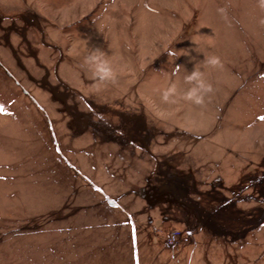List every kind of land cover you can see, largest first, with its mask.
Returning <instances> with one entry per match:
<instances>
[{"label":"rangeland","instance_id":"374dc122","mask_svg":"<svg viewBox=\"0 0 264 264\" xmlns=\"http://www.w3.org/2000/svg\"><path fill=\"white\" fill-rule=\"evenodd\" d=\"M261 19L258 0H0V264H171L196 174L218 188L215 156L245 140L259 145L230 181L258 190L253 245L225 264H264ZM95 47L118 73L101 91L82 67ZM185 52L224 65L202 69L216 89L203 107L154 98L169 78L183 87ZM143 76L144 96L123 95ZM202 151L206 165L187 162Z\"/></svg>","mask_w":264,"mask_h":264},{"label":"crops","instance_id":"0c3cea01","mask_svg":"<svg viewBox=\"0 0 264 264\" xmlns=\"http://www.w3.org/2000/svg\"><path fill=\"white\" fill-rule=\"evenodd\" d=\"M145 77L146 76L142 77L144 79L141 80V82H143L141 84H139L140 80L138 79L135 81L133 79L130 80L124 78V81L129 83V86H123V95H128L130 92H134L138 95V98L144 96L148 89L144 84L150 81L148 77ZM136 83H138L137 88L134 86ZM154 88V98L159 99L160 92L164 87L161 86L159 91L156 90V86H154ZM253 127L254 124H250L249 127L244 126L243 129L245 131L248 128L247 131L251 132L254 130ZM242 140L241 144L239 143L241 147L244 146V144L242 145ZM203 141L204 140H202L203 148L208 151L210 142L205 140L207 142L204 143ZM244 142L247 143L246 146L248 145V148L246 147L247 149L239 148L240 146H237L238 141H236V145L232 146L233 148H229L227 143H224V145L228 146L225 151L227 153L225 155L223 154V156H215L217 157V159H215V161L217 160L216 162H225V164H229L226 165V168L224 166L222 173L224 181L226 180L228 184H231L229 188L225 187V189H223L210 187L209 185L213 181H210L208 178L212 174L206 176L204 173L206 171L203 166H201L202 172L199 176L196 174L200 187L191 195L193 200H195L194 203L196 204L195 209L197 210V214L195 216V214L192 213L194 211L193 207L192 209L186 208L185 224L182 225V227L172 225L182 233V236L175 244L168 247L172 252V254H170L171 264H225L227 259H240L242 258L241 254H243L242 252L244 250L247 251V249H252V216L254 213H251L253 210H257L258 206L256 203L257 199H252L248 196L258 194V190L248 183L243 186L240 181L236 185L230 181L235 178V173L233 172V169L230 168L232 167V163L235 164L236 161H244L246 156L249 155L248 153L259 145L258 143L251 142V140H245ZM192 158L195 159L196 162H200L204 165L210 161L208 153L206 152V154H204V151H202L200 155L193 154L191 157L186 156L187 162L193 163L191 160ZM250 171H254L251 165L247 167L246 172L241 176H253L255 180L259 178L255 171L253 174L251 173V175H249ZM193 175H195V173L191 174V176ZM211 180L214 179L212 178ZM217 182L219 183V180H217ZM195 186L197 185L195 184ZM211 194H220L222 196L220 199L219 196L213 197L214 199H212L209 198ZM232 195L237 196V199L234 200V198H231ZM252 202H254V204ZM232 253L235 256H231L230 254Z\"/></svg>","mask_w":264,"mask_h":264},{"label":"clouds","instance_id":"9594fccd","mask_svg":"<svg viewBox=\"0 0 264 264\" xmlns=\"http://www.w3.org/2000/svg\"><path fill=\"white\" fill-rule=\"evenodd\" d=\"M258 3L260 8L264 9V0H258ZM218 12L222 16H226V9L220 8ZM260 24L264 25V19L260 20ZM183 54L189 58L188 62L193 63L194 67L183 76V87L169 78V82L160 92V104L174 105L180 101H185L203 107L210 102L216 89L213 83L207 79L205 71L202 69H223V62L219 56L214 54L204 56L200 61H197L196 57L192 56L190 52ZM82 67L91 73L96 91H101V86L115 85L118 81V73L112 61L99 47L93 48L84 56Z\"/></svg>","mask_w":264,"mask_h":264},{"label":"built area","instance_id":"2783aa9c","mask_svg":"<svg viewBox=\"0 0 264 264\" xmlns=\"http://www.w3.org/2000/svg\"><path fill=\"white\" fill-rule=\"evenodd\" d=\"M262 162H263V166H264V156L262 158ZM177 238H178V232L175 230L169 231L167 234V243L169 245H173L177 242Z\"/></svg>","mask_w":264,"mask_h":264},{"label":"trees","instance_id":"16d2710c","mask_svg":"<svg viewBox=\"0 0 264 264\" xmlns=\"http://www.w3.org/2000/svg\"><path fill=\"white\" fill-rule=\"evenodd\" d=\"M211 183H213V182H211ZM218 185V188H223L224 187V185H225V187H227V188H229L230 187V185L231 184H228V182L225 180V183L223 182V180L221 181V182H219V183H217ZM212 187H214V186H212Z\"/></svg>","mask_w":264,"mask_h":264},{"label":"snow or ice","instance_id":"6c2138e0","mask_svg":"<svg viewBox=\"0 0 264 264\" xmlns=\"http://www.w3.org/2000/svg\"><path fill=\"white\" fill-rule=\"evenodd\" d=\"M261 119H264V117H262Z\"/></svg>","mask_w":264,"mask_h":264}]
</instances>
